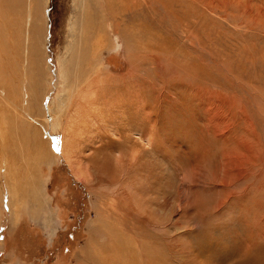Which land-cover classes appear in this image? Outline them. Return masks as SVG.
<instances>
[{"label": "rangeland", "instance_id": "1", "mask_svg": "<svg viewBox=\"0 0 264 264\" xmlns=\"http://www.w3.org/2000/svg\"><path fill=\"white\" fill-rule=\"evenodd\" d=\"M128 1L99 55L78 0H39L31 43L0 0V264H264V0ZM61 60L64 94L106 86L59 124Z\"/></svg>", "mask_w": 264, "mask_h": 264}, {"label": "bare ground", "instance_id": "2", "mask_svg": "<svg viewBox=\"0 0 264 264\" xmlns=\"http://www.w3.org/2000/svg\"><path fill=\"white\" fill-rule=\"evenodd\" d=\"M48 1V0H47ZM42 2V1H41ZM118 2H119V5H118ZM28 3V8H29V15L25 17V15L23 14V10L24 8L27 6L24 7V5ZM38 3H39V0H3V4L4 6H6L8 9V13H13V14H16V16L18 17L17 18V23L16 24L17 26H20L21 28V31H23V28L24 26L26 27V32L28 34V41L31 42H35V41H39L40 38H42L41 35L43 34H40V30L41 28L43 29V31L45 32V29H46V24H45V20L43 19V13H42V9L43 7H40L38 6ZM46 3V2H45ZM44 3V4H45ZM48 4V2H47ZM129 5V1L128 0H78V8L80 9L79 13H77L74 17V20L72 19L71 21V24L69 23L70 25V31L73 33L75 31L83 34L84 38H83V41L85 44H87V41H89V44L92 45V47L94 46V48L92 50L95 51V49H97V47H101V45L104 46V38H111L110 36H115L116 34V30L118 28H120V24L119 22L117 21V16L119 13L121 12H118L120 10H117L116 6H119V8H126L128 7ZM40 7V8H39ZM27 11V9H26ZM6 12V13H7ZM126 12V11H125ZM28 13V12H27ZM124 13V12H122ZM42 17V18H41ZM40 20V24L38 23ZM123 20V18H122ZM15 26V25H14ZM25 30V29H24ZM77 34V33H76ZM15 35V34H14ZM17 32H16V36H17ZM74 35V34H73ZM78 36V35H77ZM76 36V37H77ZM74 37V36H72ZM75 37V38H76ZM74 38V40H75ZM82 38V37H81ZM104 39V40H103ZM108 40V39H107ZM109 41V40H108ZM113 44V43H112ZM82 45V44H81ZM80 46V44H79ZM78 46V47H79ZM83 46V45H82ZM90 46V45H89ZM102 46V48H104ZM106 46H107V43H106ZM74 47V46H73ZM85 47V46H84ZM76 47H74L75 49ZM87 48V47H86ZM89 48V47H88ZM73 49V48H72ZM86 50V49H85ZM88 50V49H87ZM89 49V51H92ZM74 51V50H73ZM101 51V50H100ZM100 51H95L97 54H99ZM24 52V62H27L26 65H25V74L29 73L30 71L29 70H32L34 67H36L38 65V50L37 48L35 47L34 44H28V46L26 48H24V46H19L18 47V57L16 59H20V54H22ZM71 52V51H70ZM77 52V51H76ZM93 52V51H92ZM87 52H85L86 54ZM77 54V53H75ZM79 54V53H78ZM89 55V54H88ZM87 55V56H88ZM100 55V54H99ZM90 56V55H89ZM98 56V55H97ZM71 58V57H70ZM93 58V57H92ZM98 58V57H97ZM1 59V58H0ZM95 59V58H94ZM22 60V59H21ZM10 61V60H9ZM74 61V59H73ZM73 61H70V64L73 62ZM94 61V60H93ZM98 61H99V58H98ZM16 62V61H15ZM17 62H20V60H17ZM61 62L63 63L61 65V67H63L64 69L63 70V79H64V84H63V89H61L62 91L59 92V94L57 95V97L53 100V102L50 104L51 107L57 108V111H62L61 112V115L59 117V121L58 123L61 124L62 121L65 122V110L67 109L69 112L70 111H73L75 113V117L76 119L78 118L79 116V112L81 110H83L85 107H87L86 109H90L88 106H91V105H99L101 103V98L99 97L100 96V93L99 91L101 90V87H105L106 84L104 83V79L100 78L98 75L97 78L95 77V84H90V79L93 78V74H98L99 72L95 69V68H98L94 65V67L90 66V68L88 69V73L90 74H87L88 78L90 77L89 79V82L88 83V91L89 93L92 91L94 92V95L92 97H86V93H82V92H87L86 91H83V89L85 88V84H82L81 86V90L80 92H78V94H75V90L74 92L71 91V93L68 94H64L65 93V86H67V88L71 89L74 88L73 86H75L74 83H68L66 81V65H65V61H62ZM89 62V61H88ZM97 62V60H96ZM74 63V62H73ZM94 63V62H93ZM99 64V63H98ZM21 65V64H20ZM68 65V64H67ZM73 66V65H72ZM6 67V66H5ZM20 67V66H19ZM22 67V66H21ZM20 67V68H21ZM77 67V66H76ZM30 68V69H29ZM3 69V68H2ZM87 69V67H86ZM91 69V70H90ZM71 70V69H70ZM73 70V69H72ZM84 70V69H82ZM90 70V72H89ZM23 71V70H22ZM41 71V70H40ZM87 70H85L86 72ZM19 72V71H18ZM23 73V74H24ZM77 73V72H76ZM19 74V73H18ZM22 74V75H23ZM82 74V73H81ZM86 74V73H85ZM100 74V73H99ZM78 75V74H77ZM69 76V75H68ZM79 76V75H78ZM83 76V75H82ZM38 78H35L33 80H30L29 77H26L28 79H26V82H31V81H37V80H41L42 76L40 74H37ZM76 77V76H75ZM71 78V77H70ZM74 79V78H73ZM125 78H122L121 81L124 82L125 80H123ZM8 80H11V78ZM6 80V81H8ZM14 80V78L12 79ZM116 79L115 78H112L110 77L109 79H107L105 82H107V84H112L113 81H115ZM63 81V80H62ZM66 81V82H65ZM24 82V80L22 81V83ZM70 82V81H69ZM72 82V81H71ZM77 83L80 82V79L78 78L76 80ZM9 83V82H8ZM20 83V81H19ZM27 83H23V85H25ZM102 84V85H101ZM101 85V86H100ZM29 88H32L33 85L32 84H29L28 85ZM78 91V90H77ZM8 92V90H7ZM5 93V92H4ZM11 93V92H10ZM25 93V92H24ZM77 93V92H76ZM9 95V94H7ZM6 96V95H5ZM4 97V96H3ZM14 97H15V93H14ZM8 98V97H7ZM6 98V99H7ZM11 98V97H10ZM10 98H8V101L10 100ZM21 99V96L19 97H16L14 100H13V104L15 105H18L19 109L20 110H23L24 112H27L31 109H34V105L40 110L41 109V104H39L40 102H38L39 100H36V101H27L25 100L23 103H21L20 99ZM82 99V102L80 101ZM12 99V98H11ZM90 101V102H88ZM81 102V104H79ZM125 102V101H124ZM19 103H21V105H19ZM8 104V103H7ZM85 104V105H84ZM126 104V103H125ZM85 106L82 108V106ZM9 106V105H8ZM14 107V108H15ZM50 107V108H51ZM8 108V107H7ZM12 108V109H14ZM126 108V106H125ZM17 109V108H15ZM43 109V108H42ZM52 109V108H51ZM13 111V110H12ZM42 111V110H41ZM44 112V111H43ZM47 112H50L47 110ZM45 113V112H44ZM67 113V112H66ZM6 114V113H5ZM4 114V115H5ZM48 114V113H47ZM17 116L19 117L20 119L22 118V113L21 111L19 112L18 109L17 110H14V113H13V116ZM6 116V115H5ZM14 116V117H15ZM41 116V115H40ZM59 116V115H58ZM69 118L68 119H72L73 117L71 115H68ZM43 117V115H42ZM15 119V118H14ZM64 119V120H63ZM111 119V118H110ZM73 120V119H72ZM56 121H55V124L54 126L57 128V126H59ZM51 124V123H50ZM53 124V123H52ZM58 124V125H57ZM57 125V126H56ZM45 135L48 136V133L47 131L45 132ZM1 163V162H0ZM4 164V163H3ZM3 164H0V169L1 167L3 166ZM5 166H6V170H5V176H7L6 178H10L11 176V170H10V166H11V162L10 160L8 161L7 159H5ZM14 205H15V200L13 201ZM14 211H13V214L15 215L17 213V206L14 207Z\"/></svg>", "mask_w": 264, "mask_h": 264}]
</instances>
